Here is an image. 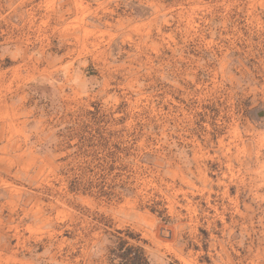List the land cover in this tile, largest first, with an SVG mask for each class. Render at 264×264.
<instances>
[{"label": "rangeland", "instance_id": "374dc122", "mask_svg": "<svg viewBox=\"0 0 264 264\" xmlns=\"http://www.w3.org/2000/svg\"><path fill=\"white\" fill-rule=\"evenodd\" d=\"M264 264V0H0V264Z\"/></svg>", "mask_w": 264, "mask_h": 264}, {"label": "trees", "instance_id": "16d2710c", "mask_svg": "<svg viewBox=\"0 0 264 264\" xmlns=\"http://www.w3.org/2000/svg\"><path fill=\"white\" fill-rule=\"evenodd\" d=\"M112 238L115 246L110 250V264H150L143 247L131 245L116 236Z\"/></svg>", "mask_w": 264, "mask_h": 264}]
</instances>
